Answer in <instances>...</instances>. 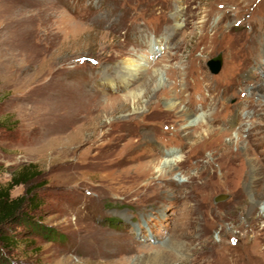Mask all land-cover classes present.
<instances>
[{"label":"rangeland","instance_id":"obj_1","mask_svg":"<svg viewBox=\"0 0 264 264\" xmlns=\"http://www.w3.org/2000/svg\"><path fill=\"white\" fill-rule=\"evenodd\" d=\"M130 60L146 66L123 84ZM130 93L142 99L121 112ZM183 108L230 135L199 150L206 125L183 132ZM92 125L97 136L76 141ZM139 135L149 143L123 159ZM229 138L239 142L232 161ZM165 150L182 157L180 181L197 158L213 159L200 207L124 199L118 180L103 187ZM26 168L36 179L10 198L33 190L32 204L5 226L16 245L0 250L2 264H264V0H0V189Z\"/></svg>","mask_w":264,"mask_h":264},{"label":"bare ground","instance_id":"obj_2","mask_svg":"<svg viewBox=\"0 0 264 264\" xmlns=\"http://www.w3.org/2000/svg\"><path fill=\"white\" fill-rule=\"evenodd\" d=\"M145 66H146L145 64H140V62L138 63V62H135L134 60H130V62L125 65V67H122V71H119L116 69L114 70L121 72V75L123 77V78L121 77L122 78L121 80L123 84H129V82L132 81V79L136 78V76L141 74ZM114 70L108 69L107 72L109 71L114 72ZM158 74H159L158 71L154 72V74L152 73V75H150L149 78H147L148 80L145 81L143 85L145 87L151 86L152 82L156 80V77L158 76ZM141 99H142V95L139 93H130L129 95L122 97L121 106H120L121 112L127 109V104H132L133 109L135 110V106L140 103ZM173 100L166 101V104H165L166 111H169V112L174 111L176 103ZM187 110L183 108L181 110L182 114L179 117L180 118L179 120H182L185 117L187 118L183 124V127L181 128L183 132H186L189 129L194 128V127L195 129H200L204 127V125H206V128H207L204 131L205 132L204 135L197 134V136L194 138V144L196 146L198 145L197 147L199 150H201L200 147L203 148L205 145H210L211 148L215 147L214 142H212L213 137L221 138L223 136L230 135V132L226 130L217 132L213 130L209 125L207 126L206 119L208 116L206 115V113H201L200 115L192 118L190 117L192 113ZM99 130L100 128L96 125H92L91 127H86L83 129L81 128V130L78 129V131L74 133L76 137L77 135L79 137V138L78 137L76 138V141L80 139L82 132L84 136L86 134L88 135V137L94 138L95 136H97L96 133ZM98 135H99L98 137H100L101 139H105L107 136V133L102 132L101 134H98ZM136 135H135V138L137 137ZM139 137H141V139L144 140V142L141 143L139 146L138 144L135 145V144H130V143L127 144L126 147L121 146V151L123 152V155H124L123 159L124 157H128L129 155L134 154L135 151H138L144 148L145 145L149 143L148 140H145L146 139L145 136L139 135ZM238 139L229 138L228 144L223 143V149L226 150L225 152L228 155H231V158H230L231 161L236 160V158H238L237 154L235 156L233 153H231V148L233 144L236 146V148L238 147L239 145ZM57 145H60L62 148L65 149L68 143L66 140L60 139ZM220 146L222 145L220 144ZM145 153L146 152H144L142 155H145ZM149 153L151 155H156V156L161 155L160 151H158V153L157 152L155 153V150H152V152H149ZM213 154L214 153H210L209 157H211ZM162 155L163 156L161 157H155L151 160H148L141 164H137L135 166L129 165V166H125L124 168H121V170H118V171L116 170L115 173L113 174L114 178H104L103 177L101 179L103 182V187L105 188L109 185H113L115 183V180H118L117 183L119 185V189L121 190V196L124 199H133L134 201H138V202H141V201L148 202L149 200H154L157 198L162 199V198H167V197H171V198L173 197L178 200L184 199L186 201L191 202L194 208L200 207L201 203L204 202L202 201L204 197L199 195V191H198L199 187L203 188V186L207 185L209 179L215 178V171L213 170V167H212V165H214L213 159L207 158L208 160H205L206 158L205 156L204 158L203 157L197 158L195 163L193 165L191 164L192 165L191 170L190 171L187 170V172L184 173V175L186 176L185 178L186 180L180 181L174 178V171H175V168L179 167V165L183 162L182 157L175 154L173 150H165ZM144 174H149L150 176V179H149L150 181L148 184H143L141 182V179ZM203 174L206 177L204 180H201V181L199 180V182L196 183V185L192 189L187 188L188 187L187 181H190V180L193 181L194 179L198 180L199 179L198 177ZM206 200L207 199L205 198V202Z\"/></svg>","mask_w":264,"mask_h":264},{"label":"trees","instance_id":"obj_3","mask_svg":"<svg viewBox=\"0 0 264 264\" xmlns=\"http://www.w3.org/2000/svg\"><path fill=\"white\" fill-rule=\"evenodd\" d=\"M36 177L35 170L33 171L31 168L22 169L12 177L5 188L0 189V250L9 249V245L10 249L15 247L16 243L4 235L6 232L5 226L22 221L25 218L24 213L30 209L32 204V197L29 199L28 195L33 190L28 189L25 195L14 199L10 198V191L19 185L28 186ZM0 264L2 263L0 262Z\"/></svg>","mask_w":264,"mask_h":264},{"label":"water","instance_id":"obj_4","mask_svg":"<svg viewBox=\"0 0 264 264\" xmlns=\"http://www.w3.org/2000/svg\"><path fill=\"white\" fill-rule=\"evenodd\" d=\"M221 55H217L216 57L212 58L211 60L208 61V68L209 71L212 74H216L219 72L220 67H221ZM224 199V196H218L215 198V201H221Z\"/></svg>","mask_w":264,"mask_h":264},{"label":"snow or ice","instance_id":"obj_5","mask_svg":"<svg viewBox=\"0 0 264 264\" xmlns=\"http://www.w3.org/2000/svg\"><path fill=\"white\" fill-rule=\"evenodd\" d=\"M233 243H235V241H233Z\"/></svg>","mask_w":264,"mask_h":264}]
</instances>
